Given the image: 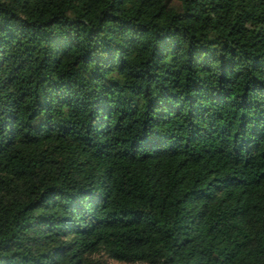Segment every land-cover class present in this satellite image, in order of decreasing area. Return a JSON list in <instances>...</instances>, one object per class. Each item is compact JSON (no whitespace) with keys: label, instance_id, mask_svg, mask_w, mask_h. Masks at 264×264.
Wrapping results in <instances>:
<instances>
[{"label":"trees","instance_id":"16d2710c","mask_svg":"<svg viewBox=\"0 0 264 264\" xmlns=\"http://www.w3.org/2000/svg\"><path fill=\"white\" fill-rule=\"evenodd\" d=\"M264 264V0H0V264Z\"/></svg>","mask_w":264,"mask_h":264},{"label":"rangeland","instance_id":"374dc122","mask_svg":"<svg viewBox=\"0 0 264 264\" xmlns=\"http://www.w3.org/2000/svg\"><path fill=\"white\" fill-rule=\"evenodd\" d=\"M108 263L109 264H124V263H120V262H117V261H114V260H109Z\"/></svg>","mask_w":264,"mask_h":264}]
</instances>
